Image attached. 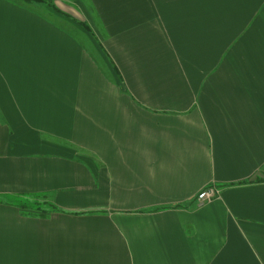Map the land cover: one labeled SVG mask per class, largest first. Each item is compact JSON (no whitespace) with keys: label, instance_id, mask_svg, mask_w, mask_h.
I'll return each instance as SVG.
<instances>
[{"label":"crops","instance_id":"0c3cea01","mask_svg":"<svg viewBox=\"0 0 264 264\" xmlns=\"http://www.w3.org/2000/svg\"><path fill=\"white\" fill-rule=\"evenodd\" d=\"M77 1L0 0V264H264V0Z\"/></svg>","mask_w":264,"mask_h":264},{"label":"rangeland","instance_id":"374dc122","mask_svg":"<svg viewBox=\"0 0 264 264\" xmlns=\"http://www.w3.org/2000/svg\"><path fill=\"white\" fill-rule=\"evenodd\" d=\"M67 1H71L73 3L74 2L75 3L78 2L79 4H81L77 0H56V5L59 7L60 10H62L63 12H66L67 15H64V13L59 15V14H55V13L51 12V14L44 13V18L49 20V21H51L53 24H56V25H58L59 21L60 22H64L68 32H70V34H74V29L70 26L71 25L70 23L72 21L71 18H73L74 16L76 17L75 14H77V15L79 14L78 16H80L82 18H84V17L87 18V14L92 16V11H90V9H89V11L86 13V15L83 12L79 13V11L78 12L75 11V6H69ZM83 2H84V5H86V6H87V4L90 7L92 6L90 0H83ZM81 7L83 8L82 4H81ZM69 17H71V18H69ZM85 34H88V32L87 31H83L82 35L86 36Z\"/></svg>","mask_w":264,"mask_h":264},{"label":"bare ground","instance_id":"6f19581e","mask_svg":"<svg viewBox=\"0 0 264 264\" xmlns=\"http://www.w3.org/2000/svg\"><path fill=\"white\" fill-rule=\"evenodd\" d=\"M217 195H218V190L215 189L214 187L206 188V189H203L198 194L196 201L198 205H203V204L213 201L215 198H217Z\"/></svg>","mask_w":264,"mask_h":264},{"label":"trees","instance_id":"16d2710c","mask_svg":"<svg viewBox=\"0 0 264 264\" xmlns=\"http://www.w3.org/2000/svg\"><path fill=\"white\" fill-rule=\"evenodd\" d=\"M24 1H26V2H36V3H53L52 0H24Z\"/></svg>","mask_w":264,"mask_h":264}]
</instances>
